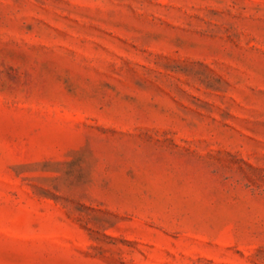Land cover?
<instances>
[{
    "label": "rangeland",
    "instance_id": "374dc122",
    "mask_svg": "<svg viewBox=\"0 0 264 264\" xmlns=\"http://www.w3.org/2000/svg\"><path fill=\"white\" fill-rule=\"evenodd\" d=\"M0 264H264V0H0Z\"/></svg>",
    "mask_w": 264,
    "mask_h": 264
}]
</instances>
